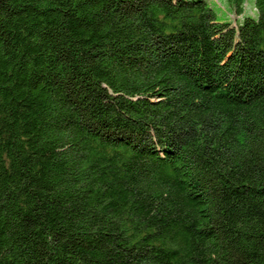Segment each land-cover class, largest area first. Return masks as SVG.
<instances>
[{
    "label": "trees",
    "instance_id": "obj_1",
    "mask_svg": "<svg viewBox=\"0 0 264 264\" xmlns=\"http://www.w3.org/2000/svg\"><path fill=\"white\" fill-rule=\"evenodd\" d=\"M218 2L0 0V264H264V0Z\"/></svg>",
    "mask_w": 264,
    "mask_h": 264
},
{
    "label": "rangeland",
    "instance_id": "obj_2",
    "mask_svg": "<svg viewBox=\"0 0 264 264\" xmlns=\"http://www.w3.org/2000/svg\"><path fill=\"white\" fill-rule=\"evenodd\" d=\"M213 2H218V0H212ZM220 4V3H219ZM223 8H225V5H222ZM255 5H254V0H247V4H246V11H245V15L249 16V15H255ZM228 16V20L230 22H232L233 26L236 25L237 21L240 22L242 20V16H238L235 13L231 12L227 14Z\"/></svg>",
    "mask_w": 264,
    "mask_h": 264
}]
</instances>
